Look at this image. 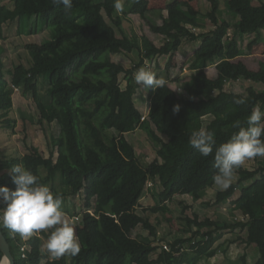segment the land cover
<instances>
[{
	"label": "trees",
	"instance_id": "trees-1",
	"mask_svg": "<svg viewBox=\"0 0 264 264\" xmlns=\"http://www.w3.org/2000/svg\"><path fill=\"white\" fill-rule=\"evenodd\" d=\"M132 1L131 12L144 19L152 31L165 36L161 46L149 35L129 37L119 33L123 16L113 7L114 0H73L69 12L54 6L51 0H15L12 19L19 17L24 33L38 34L47 29L50 37L27 43L29 63L11 68H7L0 44V122L7 128L15 126L10 117L13 93L22 88L33 94L41 123H57L60 132L51 139L48 153L32 144L27 145L25 154L1 160L0 186L14 190L11 168L23 165L39 183L51 186L52 192L59 184L60 191L55 195L68 199L84 194L88 234L81 241L80 253L47 264H199L216 256L219 246L215 245L225 230L236 229L246 230L247 237L242 239L246 245H257L259 257L254 264H264V161L254 170L243 166L235 170L240 175L238 181L217 192L212 203L207 202L209 206L227 203L242 188L234 203L244 207L246 220H202L195 213V218L186 217L185 236L166 240L170 252H158L163 237L158 235L157 224L138 210L156 184L169 185V198L189 194L196 200L203 199L215 185V149L239 131L234 126L237 121L240 127L248 126L253 108L264 111V88L253 91L251 86L247 94L227 86L240 80L264 84V68L256 71L243 61H233L250 54L264 38V0H227L231 11L240 15L235 23L218 16L221 0H208L211 10L206 12L191 4L196 0H175L167 5L161 24L150 15L149 0ZM7 10L0 0V41L7 37ZM200 15L207 17L214 28L196 33L193 28H205ZM230 29L232 34L226 37ZM250 34L254 37L244 47ZM185 40H200L194 60L200 67L184 81L185 88L198 93L182 96L167 82L155 91L148 89L151 107L142 120L143 113L135 102L138 85L134 73L156 56H167L169 68ZM134 51L140 53V60L132 67L113 60L114 55ZM210 65L216 67L215 78L204 68ZM122 74L127 80L125 87L121 85ZM41 79L49 82L46 94L39 89ZM238 98L245 103H233ZM175 105L180 106L178 113L173 111ZM138 129L146 131L157 149V157L148 165L141 162L127 137ZM199 129L214 134L216 144L208 157L188 143ZM243 182L248 183L240 188ZM140 226L147 234H136ZM0 228L16 264H43L48 256L42 245L51 230L35 233L25 241ZM25 244L31 249L23 257ZM182 246L187 249L181 251ZM156 252L159 254L154 261L151 258ZM3 256L0 248V263Z\"/></svg>",
	"mask_w": 264,
	"mask_h": 264
},
{
	"label": "rangeland",
	"instance_id": "rangeland-1",
	"mask_svg": "<svg viewBox=\"0 0 264 264\" xmlns=\"http://www.w3.org/2000/svg\"><path fill=\"white\" fill-rule=\"evenodd\" d=\"M96 1L100 2L102 0ZM167 1L171 3L175 0ZM3 2L8 9L7 13L10 18V21L7 25V37L5 40L0 41V44L4 49L3 55L7 63V68H11L12 65L20 63L26 65L29 63L30 56L25 45L29 42H41L44 39L49 38V30L45 29L38 34L24 33V31L21 29V20H19V17L12 19L15 14V0H3ZM122 3L123 10L118 12V14L123 16L122 27L121 29H118V32H124L129 37L135 35L139 37L142 35H149L151 38H154L157 45L161 46L165 42V36L152 31L149 27V24H147L144 19L131 12L133 6L132 0H122ZM150 3H152L153 6L151 13L158 15L156 19L158 23L161 24L162 20L160 19V16L162 13L159 9H161V6H164V0H151L149 1V4ZM225 3L227 4V0H221V8H223L222 5ZM199 8L202 12L211 10L210 2L208 0H202V2L199 3ZM199 19L201 22H211L205 16L200 15ZM30 25H32V21H30ZM195 31L196 33L202 32V30H197V28ZM222 39L224 41L225 37ZM192 44L193 43L189 44L188 42L187 46L184 45L180 54H176L173 63H171L169 68H167L169 58L165 56H156L155 61L152 59L146 60L142 68L152 71L154 74L159 75L160 78L165 79L171 88L177 91L180 95L186 97L192 95L196 96L198 91L194 88H185L186 86L184 84V81H186L188 75H191L194 70L200 67V65L197 66L195 63L193 68H190L186 66L187 64H185V61L189 60V51L194 54L195 49L192 48ZM196 46H198V43H195V47ZM113 60L123 63L126 65V67H132L139 62L140 53L138 51H134L131 53L114 55ZM208 71L209 72L207 73L209 74L214 72L212 69ZM120 79L121 85L125 87L127 80L123 74L120 76ZM248 83L249 82H247V80H240L237 82H229L227 86L228 88L233 87L243 93L248 94ZM250 83L252 84L254 82ZM257 84L258 85L256 87H252L253 91L254 89H263V83ZM39 89L42 94H46L49 89V82L41 79L39 82ZM135 102L143 115H147L151 107V102L149 100V90L138 86L135 94ZM10 117L12 121L15 120L16 124L14 127L7 128L4 123L0 122V161L7 157L25 154L27 152V145L32 144L38 146L45 153L49 152V149L52 147L51 139L59 134L60 129L57 123H41L40 112L37 108V104L32 93H27L22 88L15 89L13 93V108L10 111ZM208 120L209 118H206L205 123H207ZM127 137L134 145L137 155L144 165H148L157 157V149L149 139L146 131L143 129H138L136 131L129 132ZM261 161H264V157H259L258 159L254 158L246 161L243 167L248 170H254L259 167ZM239 176L240 175L237 172H234L231 184L236 183ZM247 183L248 182H243L240 185V188L241 186H246L245 184ZM48 187L51 188V186ZM168 189L169 185H152L151 189L149 190V194L142 199V206L138 208V210L142 212L144 216H149L151 221L154 224H157L158 232L163 237V241H174L176 237L180 235L185 236V228H187L186 217L195 218V213H197L202 220H205L208 217L212 220L228 222L247 219V214L244 207H238L234 203V200H237L240 197L242 188L239 189L236 194L229 199V202L211 206H209L207 202L212 203L217 192L225 189L214 185L207 190L204 198L200 200L194 199V197L189 194H175V196L169 198L167 197ZM55 191H60L59 184H57V186L54 188V195L56 193ZM60 197L63 201L62 209L65 219L73 226L75 234L81 244V241L85 240L88 234V223L86 219L87 213L84 207V194L82 193L78 196L69 197L68 199H65L63 196ZM162 207H165L166 210H162ZM236 207L238 208L236 209ZM144 231V228L140 226L136 230V234H147V232ZM223 233L224 236L219 240V243L216 244L217 247L219 245V262L212 263L208 262V260H203L199 264H229L227 263L228 260L233 261L234 264H245L248 259H250L248 264L255 263L259 257V250L256 248L257 245L250 247V245H246V243L242 240L243 238L245 239L246 230H225ZM27 239L24 238L25 241ZM156 256V253L153 254L151 259L155 261V259H157ZM244 259L246 260L245 263L243 261ZM48 261L50 260L47 257L43 260V264H47ZM67 262L69 263L70 260ZM153 264L157 263L154 262Z\"/></svg>",
	"mask_w": 264,
	"mask_h": 264
},
{
	"label": "clouds",
	"instance_id": "clouds-1",
	"mask_svg": "<svg viewBox=\"0 0 264 264\" xmlns=\"http://www.w3.org/2000/svg\"><path fill=\"white\" fill-rule=\"evenodd\" d=\"M51 3L62 6L65 12H69L73 6V0H51ZM113 7L121 12L122 0H114ZM133 78L138 86L146 90L155 91L166 85L165 79L157 78L152 71L143 68L136 71ZM233 103L240 105L245 100L238 98ZM179 110L180 106L175 105L174 113ZM247 125L246 128L240 127L237 121L234 126L239 131L215 149L213 167L218 171L212 181L222 189L230 186L235 170L246 161L264 157V111L259 107L253 108ZM188 143L201 156L208 157L212 155L216 141L211 131L199 129L191 134ZM11 172L15 189L0 186V205H3L0 207V227L7 229L12 236L19 235L25 239L35 233L51 230L42 245L49 260L77 256L81 251L80 241L73 226L65 219L62 198L54 195L47 185L39 183L38 177L23 165H14Z\"/></svg>",
	"mask_w": 264,
	"mask_h": 264
},
{
	"label": "crops",
	"instance_id": "crops-1",
	"mask_svg": "<svg viewBox=\"0 0 264 264\" xmlns=\"http://www.w3.org/2000/svg\"><path fill=\"white\" fill-rule=\"evenodd\" d=\"M149 1H151V0H149ZM180 1H186V0H180ZM164 2H165V4H164V6H161L160 8L161 9H159L160 10V12L163 14V15H167V5L168 4H170L167 0H164ZM200 2H202V0H196V1H193V2H191V4L195 7V8H197V9H200L199 8V3ZM172 3V2H171ZM223 6V8H221V4H220V8H219V11H218V16L220 17V19H227V20H229V21H231V22H233V23H235L236 21H238L239 19H240V15L239 14H237V13H235V12H233V11H231V9H230V7L229 6H227V4L225 3V4H223L222 5ZM149 8H150V15L152 16V17H158V15H154L153 13H151V9L153 8V6H152V3H150L149 4ZM159 8V7H158ZM208 11V10H207ZM206 12V11H205ZM221 13V14H220ZM162 14H161V16H162ZM160 16V17H161ZM204 23V25H205V28H197V30L199 29V30H202V31H209L210 29H213L214 28V25L212 24V22H209V23H207V22H203ZM208 29V30H207ZM232 30L233 29H230L227 33H226V37H228V36H230L231 34H232ZM226 37H225V39H226ZM254 37V34H250V35H247L246 36V40H245V42H244V47L248 44V42L252 39ZM152 39L154 40V38L152 37ZM186 41V42H185ZM183 43H182V45L180 46V48H179V50H178V52H177V55H179L180 54V52H181V50H182V48L184 47V45H186L187 46V43L189 42V44L190 43H193L192 44V48L193 49H197L198 48V46H199V44H200V40H185ZM154 42H155V40H154ZM195 43H198V46H196L195 47ZM155 44H156V42H155ZM157 45V44H156ZM158 46H160V45H158ZM195 50H194V54H195ZM194 54H192L191 53V51H189V60L188 61H185V64H187L186 66H188V67H190V68H193V66H194V60H195V56H194ZM192 56V57H191ZM165 57H167V56H165ZM156 57H154V59H152L153 61H155L156 59H155ZM168 58V57H167ZM233 61H243L250 69H252V70H260L261 68H264V38L262 39V41H261V43H259L258 45H256V46H254L253 47V49H252V51H251V53L250 54H244V55H241V56H239V57H237V58H235ZM204 68L206 69V71L207 72H209L208 70H213L214 72L212 73V74H209V76L210 77H212V78H215L216 77V75H217V70H216V67H215V65H210V66H204ZM195 71V70H194ZM193 71V72H194ZM192 72V73H193ZM180 77V76H179ZM179 77H177V78H179ZM181 79V78H180ZM247 82H249L248 84H247V87L249 88V87H253V86H257L258 84H257V82H254V83H250V82H253V81H250V80H247ZM246 87V88H247ZM264 88V87H263ZM191 89V88H190ZM149 194V191L147 192V194L145 195V197L147 196ZM144 197V198H145ZM141 203H142V201H141ZM247 214V213H246ZM248 218V217H247ZM242 220H246V219H242ZM247 237V232H246V235H245V238ZM219 243V242H218ZM217 244V243H216ZM219 246V245H218ZM254 247V246H256L255 244H252V245H250V247ZM216 247H217V245H216ZM256 248H258L257 246H256ZM256 250V249H255ZM161 250L159 249V251L158 252H160ZM158 252H156V257H158ZM219 252L220 251H218V253L216 254V256H214V257H212V258H207V259H204V260H208V262H219L218 261V258H219ZM158 253V254H157ZM216 260V261H215ZM249 260L250 259H248L247 260V262L245 263V261L246 260H243L244 261V263L245 264H248L249 263ZM203 261V260H202ZM227 263H229V264H234V262L233 261H229L228 260V262ZM207 264H211V263H207Z\"/></svg>",
	"mask_w": 264,
	"mask_h": 264
},
{
	"label": "water",
	"instance_id": "water-1",
	"mask_svg": "<svg viewBox=\"0 0 264 264\" xmlns=\"http://www.w3.org/2000/svg\"><path fill=\"white\" fill-rule=\"evenodd\" d=\"M0 248L4 253L3 259L0 264H3L5 258H8V260H10V264H16V259L11 252L10 243L1 228H0Z\"/></svg>",
	"mask_w": 264,
	"mask_h": 264
},
{
	"label": "built area",
	"instance_id": "built-area-1",
	"mask_svg": "<svg viewBox=\"0 0 264 264\" xmlns=\"http://www.w3.org/2000/svg\"><path fill=\"white\" fill-rule=\"evenodd\" d=\"M193 30L195 31L196 28H193ZM146 117H147V115H144V116L142 117V120H144ZM158 235L161 236L159 232H158ZM193 242L195 243V241H193ZM160 245H161V248H160L161 251H162V250H165V251L170 252V251L172 250V248H171V246H170V243H168L167 241H163V240L160 241ZM28 249L30 250L31 247H30L29 245H27V244H25V245L22 247V256H23V257L26 256V253H27ZM186 249H187V248L184 247V246L181 247V251H185Z\"/></svg>",
	"mask_w": 264,
	"mask_h": 264
},
{
	"label": "bare ground",
	"instance_id": "bare-ground-1",
	"mask_svg": "<svg viewBox=\"0 0 264 264\" xmlns=\"http://www.w3.org/2000/svg\"><path fill=\"white\" fill-rule=\"evenodd\" d=\"M3 264H10V260H8V258H5V260L3 261Z\"/></svg>",
	"mask_w": 264,
	"mask_h": 264
}]
</instances>
